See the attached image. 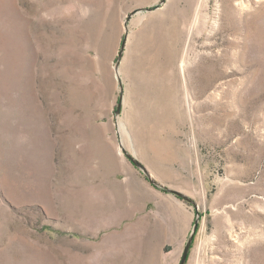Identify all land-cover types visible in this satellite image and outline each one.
I'll return each mask as SVG.
<instances>
[{"label":"rangeland","instance_id":"rangeland-1","mask_svg":"<svg viewBox=\"0 0 264 264\" xmlns=\"http://www.w3.org/2000/svg\"><path fill=\"white\" fill-rule=\"evenodd\" d=\"M161 1L0 0V264H163L123 150L195 203L152 186L189 211L171 264L197 212L186 264H264V0Z\"/></svg>","mask_w":264,"mask_h":264},{"label":"crops","instance_id":"crops-1","mask_svg":"<svg viewBox=\"0 0 264 264\" xmlns=\"http://www.w3.org/2000/svg\"><path fill=\"white\" fill-rule=\"evenodd\" d=\"M140 164L143 165V167L147 170V172L152 177V179H154L157 183L165 187L163 181L154 177L153 172L148 165L144 163H140ZM139 181L137 180V182L135 183L132 182L131 180L126 179V181L122 183L124 185L123 191L125 196L122 197L124 200L122 201V199L120 198L121 196H119L120 194L119 193L120 188H119V190L117 191L118 201L116 205H118V209H120V211L116 212V214L144 215L147 209L150 207L157 209L159 214L158 216H163V218L159 217L156 225H150L153 245L150 248L151 255L148 257L152 258V261L155 262L154 260L155 256H160L161 253L159 249L167 246V248H169L171 252L170 254H168L169 256L166 255L167 259L166 258L162 259V262L163 264H171L170 259L180 251L182 245L181 241L188 233V229H189L188 208L185 206L183 201L171 197L169 195H166L159 190L154 189L152 187L154 185H152L151 187H146L143 183H140ZM139 186H141L142 189H140V192L138 193ZM119 199L121 201H119ZM150 202H153L152 206H150ZM164 215L166 216V219ZM145 225H146L145 220L142 219L141 222V228L143 229L142 231L146 230ZM156 242H158V244L161 245V247H158L156 249V245L154 246Z\"/></svg>","mask_w":264,"mask_h":264},{"label":"water","instance_id":"water-1","mask_svg":"<svg viewBox=\"0 0 264 264\" xmlns=\"http://www.w3.org/2000/svg\"><path fill=\"white\" fill-rule=\"evenodd\" d=\"M163 2H165V0L161 1V3H163ZM151 10H152L151 8L146 9V11H151ZM137 12L138 11H132L129 15H127L126 22H128L130 20V18L134 14H136ZM124 44H125V41H123L122 44H121V48H120V51L118 53L117 63H119L120 59L122 58V54H123V51H124ZM120 109H121V102L119 101V104H118V107H117V110H116L117 114L120 112ZM123 153L127 156V158L131 161V163L137 169L141 170L145 174L147 180L149 181V183L151 185L159 187V188H161V189H163V190H165V191L177 196L178 198L184 200L185 202L195 205V203L188 196H186L185 194H183L181 192H178V191H175V190H170V189L162 186L161 184L157 183L154 179H152V177L149 175L147 170L143 167V165L140 164L139 161H137L134 157L129 155L125 150H123ZM199 220H200V214L197 212L196 219H195V221L193 223V226H192V231H191L190 236H189V238H188V240H187V242H186V244H185V246L183 248V251H182V254H181V258H180L178 264H186V261H187V258H188V253H189L191 244L193 242L194 235L196 234V231H197V228H198Z\"/></svg>","mask_w":264,"mask_h":264}]
</instances>
